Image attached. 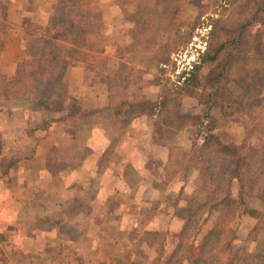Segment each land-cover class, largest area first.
<instances>
[{
    "label": "rangeland",
    "instance_id": "374dc122",
    "mask_svg": "<svg viewBox=\"0 0 264 264\" xmlns=\"http://www.w3.org/2000/svg\"><path fill=\"white\" fill-rule=\"evenodd\" d=\"M177 1L178 3H176L177 6L175 7V0H79L78 3L83 2L80 7L81 9L85 8L84 5H88L89 7H86L82 18H76L75 22L77 21V23H75L72 32L69 31L68 42L60 44V63L58 69L61 82L63 83L62 72L65 65L70 63L69 61L76 60L84 63L85 70L89 73V77L95 75L99 80H101V77L102 80L105 79L103 78L105 75L104 73L109 69L110 71L107 73L111 72L112 74H108L109 76L106 80L112 81L113 83L114 102L119 103L122 101L120 103L126 108L127 112L131 109L130 104L135 103V101L130 102L129 98L135 97L136 90L138 92H143L151 88V86H154L159 93V100H157L155 107L159 106L160 108L161 105L159 101H161V99H166V101L163 102L164 105L162 104L163 107L160 113V120L156 119L154 122V125L157 123L159 130L155 131L153 126V135L151 137L164 144L165 147H167L166 141L169 139L170 141L168 140V142L175 154L181 153L182 146H179L177 143L176 135L178 131L173 137L169 138V133L173 131L169 128V125L177 119L176 114H172L174 110H181L182 112L199 116L198 127L187 125L191 142L189 152L194 149V147H197L198 143H200L201 139L205 136V125L207 121L210 123L212 134L215 135L220 142L222 137L225 141L232 143L231 146L238 145L240 142H247L250 147L255 144L259 145L260 140L256 138L257 136L255 133L250 129L245 132L242 120L237 116L233 104H231L230 100L226 99V97L247 93L250 100L255 98L257 102L264 93L263 89L251 86L253 78L264 83V13L260 14L253 24L249 26L248 32L242 36L236 49H232L231 46L225 47L214 61L202 65L200 68L196 69V71L194 69V82L190 83L187 89L179 90L178 87H180L183 79L188 77V74L193 71L192 68L194 66H197L198 56L205 51L208 43L210 20L220 16L222 18L232 17V15L240 11L241 7L239 4H236L237 2L229 4L230 0H196L193 4L189 3L190 0ZM167 4L169 7H166ZM1 5L2 2L0 1V7ZM59 5L60 8H62L61 13L65 20L67 19V21H70L72 19L71 14H67L70 4L67 5V2H63L59 3ZM139 9L142 11L140 15L135 12V10L138 11ZM57 12H60L59 9H57V7H52L50 16L53 15L57 17ZM245 17H248V12L245 14ZM1 20L2 18L0 17V21ZM89 21H92L94 26L91 27L92 24L90 23L91 25L88 31H92L86 33L87 26L85 25L86 22ZM139 22L140 26L144 25L145 33H139L137 31L136 36L139 38V42L136 44L133 40V36L136 34ZM168 24L174 26L179 25L178 32L173 34V31H169L168 28L166 29ZM7 27H9V25H7ZM32 29V27L26 24L24 30H16L18 34L21 32L25 56L24 59L17 64L13 73L7 74L4 72L2 74L3 62H1L0 57V75L4 78H10L15 75L20 64L23 65L30 61V57L25 48L24 37L27 33L36 34L38 32H31ZM41 30H39L38 34H40ZM1 31H3V29L0 26V32ZM226 36H228V39L225 38ZM235 36L233 34H221L220 39L228 41ZM193 37L197 38L196 42H193ZM145 38L148 39L147 42H145ZM1 40H3V36ZM179 41L180 45L177 46ZM184 41H186L185 44ZM260 44H262V49L259 48ZM0 46L2 48V44H0ZM167 46L171 49L177 48V50L169 55L170 65L166 67L164 73H160L156 71L155 67V51L158 48L164 49ZM196 46L201 48L204 46V50L198 55L193 56L194 53H190L189 50ZM144 47H146V50L149 52L147 51L145 53V50H143ZM254 50L261 51L263 58L257 60L256 57L258 54L254 55ZM88 51H90V53H88ZM177 53L183 55L187 53L182 58L183 60L179 62V65L177 63L174 64V62L170 60V57ZM146 56H148V58H146ZM191 56H193L194 62L190 63L189 58L191 59ZM117 59L121 61L115 62ZM184 63H188V65L184 66ZM115 66L118 69H116ZM63 85L65 86L64 83ZM164 88H166V90L171 88V91L167 90L168 92H165L166 90ZM138 95L142 96L140 93H138ZM5 108H12V106H7ZM16 108H21L23 110L22 106H16ZM116 113L118 114V112ZM78 115L84 116V114ZM167 115L171 119L167 120ZM205 115L208 120L206 121L201 118L200 122V117ZM232 119H235L234 122L239 126L238 130L240 136H237L238 132L235 127L237 124H235ZM39 123L40 120L36 115L29 117L27 123L28 127L26 126V130L22 137H17L16 135V139L13 140L12 143L11 139L13 137L11 135H0V176H4L10 168H13V165L17 163L19 158L31 152V146L34 144L35 135L31 134L33 132H28L31 127L37 126ZM181 128H184V126ZM24 138L30 139L32 145L29 144V141L25 143ZM106 157L107 156H105V158ZM14 160L16 161L14 162ZM46 161L51 162L54 160L49 155ZM8 164H10V166ZM51 164L55 165L53 162H51ZM177 165L180 166L177 172H174L173 169L176 168L173 166L166 168L163 180L158 185V191H163L162 185H164V181L166 182L170 177L168 173H173L169 181L171 179L181 180L184 187L175 198L168 200L162 199L160 201L153 200V202L151 201L152 203L150 202L148 204V208L144 209L145 212L139 216L135 213L128 214L127 216H118L109 220V223L107 220H96L97 223H102L101 225H104V228L103 230L92 231L90 233L89 239L94 241L95 246H91L90 249L77 248L80 259H82L83 262L90 260V264H152V260L156 256V248L158 247L156 242L153 245V249L139 247L143 239L149 241V237L147 238L144 235V231H148L146 230V225L153 218H157L155 215L156 212L160 213L159 210L161 209L166 210L171 208L174 212L172 210L169 211L172 212V217H170V219L166 215H161L159 216L160 220L156 222V224L154 222V224L150 226L151 229H159L153 231L158 233L156 241L157 243H162L164 253H168L172 249L174 235L177 234L182 226V220L185 216L188 204L195 201L199 196L198 185L201 178V174L195 171V169H186L184 162L176 160V166ZM39 185H41V183H37L33 187L38 190L40 187ZM79 189L80 188H75V191ZM95 189L94 183H92L89 190L87 189L86 195L89 196L88 192H92L93 190L97 192ZM37 192L41 194V191ZM231 192L232 197L235 198L236 195L233 196L235 189L233 188ZM33 196L34 198L31 199V210L33 214L17 217L16 223H20L22 226L34 225L37 227L42 225L47 227L56 224L59 225V223L62 222L61 225L65 227L64 231L67 235L69 231L66 229L71 228L70 225H72L70 224L72 217L68 215L70 213L68 212L69 208L73 210V208H82L86 205L85 200L80 201L79 199H74L69 203L70 205L64 209V212H62L63 210L61 211L60 215L53 214L57 209L54 204L45 209V211H47V217L38 216V211L41 210L39 209V204L43 201L36 200L39 198L37 193H34ZM128 202L129 201H127V203H117L113 205V207L118 210H121L118 207L132 209L133 204H128ZM243 202L248 209L255 210L257 207L260 210L256 211L264 212V193L258 195V197H244ZM202 217L204 221L200 222L197 233L194 237L192 235L189 239L194 241L195 244L200 241L203 234L210 228L213 222L212 215L206 216L205 213H203ZM175 218L177 219L176 222ZM244 218H250L253 223H256V220L248 215H244ZM117 221L119 222L118 224ZM112 223L116 225H124L127 223L130 229L125 235H123L124 233H121V235L117 233L114 234L113 231L115 230L111 226ZM80 224L78 228L74 229V233H80L81 230H84L82 229L84 223ZM235 224L237 225V229L235 239L232 243L233 249L243 245L249 235L248 232L244 240L242 239L243 235H239L237 238L238 228H241V226L249 228V225L247 226V222L243 219L241 220V218L238 222H235ZM71 229L73 230V228ZM259 233H264V222H262ZM113 240H116V242H114L115 245L112 244ZM253 242L254 241L246 243L247 250L250 253L260 254V252H254L253 249L250 250L248 248L249 245H253ZM87 243L88 239H84L81 245H86ZM68 246L69 244H65V246L57 248L59 254L57 255L54 253V257H51L55 261L53 263L70 264V257L68 254L71 249L69 248L70 246ZM102 247H104V249H102Z\"/></svg>",
    "mask_w": 264,
    "mask_h": 264
},
{
    "label": "crops",
    "instance_id": "0c3cea01",
    "mask_svg": "<svg viewBox=\"0 0 264 264\" xmlns=\"http://www.w3.org/2000/svg\"><path fill=\"white\" fill-rule=\"evenodd\" d=\"M0 1L3 7L1 21L11 27L2 40L1 72L11 74L25 56L21 32L18 34L16 30H24L26 24L33 28L31 32L44 29L56 0ZM75 61L67 62L62 72V81L65 84L62 101L54 104L50 110L36 114L40 123L31 133L35 135L34 144L32 145L30 139L24 138L25 143L29 141L32 145L31 152L19 158L13 168L0 176V264H57L53 263L55 261L51 257H54V253L58 255L57 248L65 244H69L71 249L68 254L70 264H90V260L83 262L80 259L77 248L90 249L95 246L94 241L89 239L90 233L104 228L96 220H107L109 223V220L118 216L134 213L137 216L142 215L151 201L173 199L184 189L181 180L171 179L164 181L163 191H158V185L167 168L168 150L164 144L151 137L157 119L156 113L160 109L159 106L153 109L151 107L150 111L148 109L159 100V93L154 86L143 92L136 90L135 97L129 98L130 102L137 101L144 105L125 124L121 115L127 110L120 103L122 101L114 102L113 83L106 80L108 74H112L107 73L110 70L105 71V79L102 80L101 77L99 80L95 75L89 77L84 63ZM118 61L121 60L117 59L115 62ZM113 106L115 108L112 109ZM73 110H79L88 116L75 115L68 118L73 116ZM28 119L27 113L21 108L0 107V135H11L12 143L16 135L22 137ZM235 127L237 136H240L238 124ZM177 133V143L182 146L181 153H188L191 142L187 126ZM224 141L221 137V143L232 145ZM49 155L55 165L46 161ZM37 183H41L38 190L33 187ZM92 183L97 192H88V196L86 191ZM75 188L80 189L75 191ZM37 191H41V194ZM34 193L39 195L36 200L43 201L39 204L41 210L38 211V216L44 217H47L45 209L48 206L55 204L57 209L53 214L60 215L74 199L86 201L82 208H69L68 215L72 217L70 226L73 230L66 229L69 231L68 235L64 231L65 227L61 226L62 222L47 227L22 226L16 223L17 217L33 214L31 199L34 198ZM127 201L128 204H133L132 209L117 206L121 209L118 210L113 207ZM170 210L172 209L168 208L159 210L160 213L156 212L157 218L149 221L145 229L152 232L159 230L151 229L150 226L154 222L156 224L161 215L170 219ZM255 210L260 209L256 207ZM242 219L249 228H238L237 238L243 235L244 240L255 223L244 216H241ZM80 223H84V230L74 233ZM111 226L117 230L113 233L118 235H125L130 229L127 223H112ZM84 239H88V243L81 245ZM116 240L112 241L113 245ZM139 247L154 248L144 242ZM248 248L264 256V233L257 234L253 245Z\"/></svg>",
    "mask_w": 264,
    "mask_h": 264
},
{
    "label": "trees",
    "instance_id": "16d2710c",
    "mask_svg": "<svg viewBox=\"0 0 264 264\" xmlns=\"http://www.w3.org/2000/svg\"><path fill=\"white\" fill-rule=\"evenodd\" d=\"M78 1L56 0L53 7H57L60 12H57V17L52 15L48 18L46 28L41 30L43 34L41 31L38 34V31L36 34L27 33L25 35V48L30 61L25 64L22 63L23 65L20 64L16 70V74L10 78H4L0 75V107L22 106L28 117H31L42 111L50 110L54 104L62 101L65 87L61 82L58 69L60 63V44L68 42L69 31L72 32V29H74L75 23H77V21L75 22L76 18H82L86 7H89L88 5H84L85 8L81 9L80 7L83 2L78 3ZM195 1L190 0L189 3L193 4ZM63 2H67V5L70 4L67 10V14H71L72 19L70 21L65 20L61 13L62 8H60L59 3ZM233 2L239 4L241 7L240 11L229 18H222L220 16L210 20L208 43L205 51L198 56L197 66H194L192 68L193 71L188 74V77L183 79L180 87H178L179 90L187 89L188 85L194 82L196 69L214 61L225 47L231 46L232 49H236L242 36L248 32L249 26L253 24L260 14L264 13V0H230L229 4ZM176 3H178L177 0H175V7L177 6ZM166 7H169V5L167 4ZM2 8L1 6V18H3ZM135 12L139 15L142 13L141 9L135 10ZM247 12L248 17H245ZM90 25L92 27L94 23L92 21L86 22V33L92 31H88ZM0 26L3 29L0 32V44H2L1 38L10 27H7L2 21H0ZM167 28L175 34L178 32L179 25L168 24ZM144 30V25L140 26L139 22L136 34L133 36L136 44L139 42V38L136 36L137 31L145 33ZM221 34H233L234 36L236 34V36L227 41L220 39ZM225 38L228 39V36ZM145 39V42H147L148 39ZM185 43L186 41H184ZM179 45L180 41L177 46ZM259 48H263L262 44H260ZM143 50H145V53L148 51L146 47ZM176 50L177 48L171 49L167 46L164 49L158 48L155 51V67L157 72H165L166 67L170 65L169 55ZM253 52L254 55L258 54L257 57L255 56L257 60L263 58L261 51L254 50ZM251 86L264 90V83L256 78H253ZM164 89L166 90V88ZM167 90L171 91V88ZM167 90L165 92H168ZM226 99L230 100L231 104H233L235 113L243 122L245 132L250 129L255 133L260 143L251 147L247 142H240L235 146L221 143L212 134L206 115L200 117V122L201 118L207 121L205 125L206 134L197 147H194L189 153L175 154L168 142L169 139H167V167L173 166L176 168L173 169L174 172H177L180 166H176V160H180L184 162L186 169L193 168L199 172L201 174L198 185L199 196L195 201L188 204L182 220V226L177 234L174 235L172 249L168 253H164L162 243H157V232L144 231V235L147 238L149 237V241L143 239L142 242L148 246H153L156 242L158 246L152 264H264V256L262 254L250 253L246 247V243L254 241L259 233L262 222H264V212L248 209L243 202L244 197H258V195L264 193V93L257 102L255 98L250 100L247 93L227 96ZM165 101L166 99L159 101L161 106L159 112L156 113V117L159 120L164 105L163 102ZM156 104L157 102L149 106V111ZM141 105L143 107L144 103H131V109L124 115L120 114L123 117V123L128 124L130 119L133 118L132 115L137 112ZM174 113L177 119L169 125V128L173 130L169 133V138L173 137L182 126H199V116L188 114L181 110H174L172 114ZM72 114L73 116L68 118L75 117L78 114L88 116V114L81 113L79 110L71 111ZM166 119L171 118L167 115ZM36 127V125L31 127L29 132L36 130ZM158 128L157 123H155V131L159 130ZM8 165L10 166V164ZM171 174L173 173H168L170 177L166 181H169ZM233 188L235 189L233 195H236L235 198L231 194ZM203 213L206 216L212 215L213 222L200 241L195 244L194 241L189 239L192 235L194 237L198 231L200 222L204 221L202 217ZM244 215L255 219L256 223L249 231L245 243L233 249L232 243L237 229L235 222H238L241 216Z\"/></svg>",
    "mask_w": 264,
    "mask_h": 264
},
{
    "label": "built area",
    "instance_id": "2783aa9c",
    "mask_svg": "<svg viewBox=\"0 0 264 264\" xmlns=\"http://www.w3.org/2000/svg\"><path fill=\"white\" fill-rule=\"evenodd\" d=\"M197 41V38L196 37H193V42H196ZM204 50V46L201 48V47H199V46H196V47H194V48H192V49H190L189 50V52L191 53H194L193 54V56L194 55H198L199 53H201L202 51ZM189 52H187V53H189ZM187 53H184V55L183 54H180V53H177V54H175V55H172L171 57H170V60L171 61H173L174 62V64L175 63H177L178 65L180 64L179 62L181 61V60H183L182 58L185 56V54H187ZM193 56H191V59L189 58V60H190V63L191 62H194V58H192ZM186 60H187V58H186ZM196 63V62H195ZM188 65V63H184V66H187Z\"/></svg>",
    "mask_w": 264,
    "mask_h": 264
}]
</instances>
